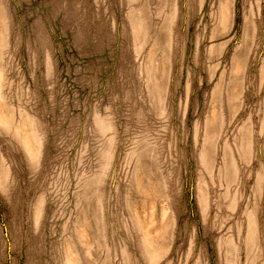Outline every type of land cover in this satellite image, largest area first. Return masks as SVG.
Segmentation results:
<instances>
[{"label": "rangeland", "instance_id": "obj_1", "mask_svg": "<svg viewBox=\"0 0 264 264\" xmlns=\"http://www.w3.org/2000/svg\"><path fill=\"white\" fill-rule=\"evenodd\" d=\"M0 264H264V0H0Z\"/></svg>", "mask_w": 264, "mask_h": 264}]
</instances>
